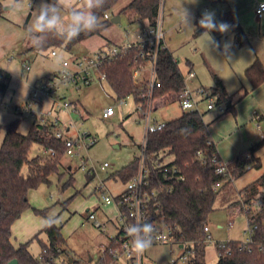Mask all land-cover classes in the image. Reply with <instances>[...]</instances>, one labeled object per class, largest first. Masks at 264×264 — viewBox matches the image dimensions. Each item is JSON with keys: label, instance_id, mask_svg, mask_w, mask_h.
<instances>
[{"label": "rangeland", "instance_id": "obj_1", "mask_svg": "<svg viewBox=\"0 0 264 264\" xmlns=\"http://www.w3.org/2000/svg\"><path fill=\"white\" fill-rule=\"evenodd\" d=\"M129 1L119 0L115 5L117 7L114 6L108 12L111 19L118 16L120 14L118 8L125 6ZM182 7L188 9L195 17L193 20L194 31L183 24ZM224 8V3L218 0H196L195 3H189L188 0H164L165 40L178 60L184 76L188 74L187 71L191 66L197 73L198 79L188 83L190 88L197 85H203L208 89L213 88L215 86L213 74H216L225 85L231 101L237 105L245 98V96L242 97L245 89L249 88L245 69L251 61H255L256 57L261 58L264 55V45L256 40L258 38L253 31L252 35L246 32L249 36V43L236 49L235 32L230 28L226 33L218 31L211 33L215 40L221 44V50L207 49L204 44L206 37H201L204 31L197 32V21L204 10L214 11L217 20L219 11ZM121 18L122 21L119 24L112 23L101 36H94L82 41L71 50L64 47H52L37 51L33 49L30 37H27L23 43L6 52L0 59V66L11 74V80L9 90L0 107V146L5 135L2 128L4 124L19 119L18 130L27 134L35 122L36 119L29 111L19 108L28 101L31 85L60 71L65 61L72 63L75 58L81 60L84 57H93V50L98 45L114 47L121 45L122 42H127L142 27L143 22L129 23L126 15L125 17L121 15ZM127 31L131 34L129 37L126 35ZM261 41L264 42V39L262 38ZM225 42L228 43V48L223 47ZM52 52H56V55H52ZM25 65L30 66L31 69L26 70ZM73 68L74 66L71 64L69 69ZM90 79V85H81L79 90L73 86H62L58 91L57 96L63 102L78 105L80 113L74 112L72 109L55 107L59 114H54V110L49 105L50 100L41 106H34L37 111L43 110L47 113L46 116L50 122L55 117H59L66 125L69 124V127L73 122V126L70 127L71 135L87 133L97 138V142L93 146L81 150L80 157H63L61 175H53L50 183L42 184L31 190L30 208L18 219L13 229L14 243L19 246L30 241V251L40 257L43 251L42 243H47V236L45 233H40L39 239L33 238L46 225L45 218L49 215L55 216L57 225L61 226L65 245L62 247L63 249L61 248L59 256L50 264H72L71 260L79 261L80 264H95L98 258L97 248L101 245L107 247L111 238L117 233L118 213L104 203L102 195L107 193L116 196L125 189V183L119 179L117 172L138 154L139 146L144 139L145 128L134 97L127 96L118 99L107 82L101 81L97 77L94 69L90 70ZM108 107L114 108L115 115L104 119L103 114ZM50 109L52 114H49ZM200 109L202 113H205L206 123H210V137H219V131L225 129L227 125L219 127L220 130L216 131L214 135L212 133L214 130L211 129L228 112L215 120L218 116L215 110L207 111L204 104L200 106ZM182 113L178 102L164 104L162 99L156 101L154 114L160 122L176 119ZM259 124L264 127V120L261 119ZM254 126H256V122ZM263 147L264 145L254 150L255 158L264 155ZM42 153L43 149L35 144L31 148L30 155L34 157ZM82 158L88 160V168L95 167L98 173L90 176L82 170ZM255 161V159L251 160L253 166L251 169H246L233 181L219 188L215 204L216 210L208 219L209 233L212 235L213 241L206 245L207 264H217L218 262L219 254L216 242L245 239L243 231L248 225L245 213L239 211L241 203L237 202L239 191L264 173V164L257 168ZM165 162H172V157H166ZM104 163H108L109 167L100 170L99 166ZM68 166L72 167L73 184L62 189L63 184L70 178V171L67 172ZM23 172H27V166H24ZM99 187L102 189H98ZM35 210L45 211L43 214L37 213ZM91 213L98 221L108 223V225L106 224L104 228L95 226L94 221L89 218ZM234 214L235 223L230 227L228 220ZM104 218L106 222L103 221ZM177 253V246L172 243L153 244L149 250L144 252V264H170L171 259L175 258ZM92 258L94 262L90 261ZM177 264L188 263L178 261Z\"/></svg>", "mask_w": 264, "mask_h": 264}, {"label": "trees", "instance_id": "obj_2", "mask_svg": "<svg viewBox=\"0 0 264 264\" xmlns=\"http://www.w3.org/2000/svg\"><path fill=\"white\" fill-rule=\"evenodd\" d=\"M4 0H0V18L5 12ZM119 0H105L102 8L96 10L99 17V26L91 31L81 33L77 38L68 41L49 36L42 48L33 47L42 51L52 47H64L71 50L74 46L94 36H101L112 24L104 19ZM160 0H131L120 11L119 16L126 15L130 23L146 22L152 25L157 17ZM217 21H223L231 26L235 32V48H241L249 43V36L240 25L237 17L231 10L219 14ZM203 30H201L202 32ZM138 50L130 49L111 61L105 62L100 70L107 77V84L118 99L133 96L136 104L141 101L142 85L134 82L132 69L136 62ZM158 77L161 82L156 91V98L162 99L165 104L178 102V95L184 89L185 76L174 54L164 48L159 55ZM215 86L210 88L217 97L218 103L225 104L226 110L215 118L219 119L227 112L233 111L236 103L231 102V97L221 79L213 74ZM245 77L250 85L246 88L242 97L248 95L264 83V65L260 59H256L245 70ZM11 74L0 66V107L9 90ZM205 113L199 111H183L176 119L165 122V126L148 139L147 153L152 166L165 158L172 157V164L181 170L185 180L174 184L168 194L161 197L162 209L174 228L173 237L182 245L189 246L188 264H207L205 259L206 232L209 216L216 210L215 204L220 190H214L218 183L225 186L246 170L248 161L243 155H238L231 164V178L218 175L215 166L210 162L203 163L198 157L200 151L216 152V146L210 141L209 126L204 119ZM19 119L10 121L2 126L5 135L0 146V264H8L17 259L19 264H50L54 262L61 248L65 245V239L61 233V226L56 221L48 225L35 235L33 239H39L40 233H45L47 243H42L43 251L40 257L30 251V241L16 247L12 239V226L21 218L23 213L30 208L29 192L42 184L51 182L53 175L60 174L62 159L66 156L64 143L55 136V125L40 124L34 122L27 134L18 130ZM210 142V143H209ZM39 145L47 153L31 157L33 145ZM264 145V138L254 144L250 149L252 160L255 159V167L260 168L259 159L255 158L254 150ZM53 153V154H52ZM27 166V172H23ZM137 160L122 167L117 176L125 184L135 174ZM62 189L73 184V176ZM61 175V174H60ZM264 188V173L242 190L237 203L248 204ZM66 204V202H65ZM43 213L45 210H35ZM259 223L255 234V244L251 252L240 248V241L232 240L225 247L217 244V250L222 252L217 264H264V251H260L258 245H264V223L262 217H257ZM116 239V238H115ZM112 239L109 248L117 246ZM63 249V248H62ZM113 259L106 255L98 259L96 264H112Z\"/></svg>", "mask_w": 264, "mask_h": 264}, {"label": "built area", "instance_id": "obj_3", "mask_svg": "<svg viewBox=\"0 0 264 264\" xmlns=\"http://www.w3.org/2000/svg\"><path fill=\"white\" fill-rule=\"evenodd\" d=\"M262 3H259L255 9L258 18H262L264 14H260L258 9ZM104 19L110 20L111 16L106 13ZM127 37L131 34L127 31ZM166 48L165 46V31H164V0H160V7L152 25L146 24L140 27L133 38L127 42L114 47H105L94 54L93 57H84L83 59L75 58L72 63L65 61L62 64V69L54 75L47 77L30 86L28 101H26L20 109H26L36 119L35 122L40 124L55 125V136L61 140L66 148V156L80 157L81 150L93 146L97 142V138L91 134L77 133L74 137H66L65 132L59 126L61 120L55 117L53 121H49L43 110L37 111L34 106H41L44 102L50 100L53 107H61L72 109L78 112V108L74 103L63 102L59 98L58 91L62 86H73L77 90L81 85L88 86L91 83L90 70L96 71L97 77L101 81H106V75L101 72L100 67L107 61H111L130 49L138 50L136 62L132 69V78L134 82L142 85L141 101L137 104L142 123L145 128L143 142L139 146L138 154L135 157L137 160V169L131 179L125 184V189L116 196H111L107 193L103 194V201L106 205H114L117 208V234L111 238L115 239L117 246L114 248L101 247L99 249V259H103L109 255L113 262L119 264L121 260L126 264H144V253L137 254L132 250V238L126 231V227L136 222H150L154 225L156 231L153 233V244L172 243L177 246V256L171 259L170 264H177L178 261L188 263L189 261V246L186 244H178L174 237V228L168 221L161 204L163 194H168L172 191L173 186L180 180H185L184 175L178 166L165 161L158 162L152 166L149 162L147 153L148 139L150 134L161 130L165 126V122H160L156 118L154 112L156 110L155 96L156 91L161 86L158 77V60L160 52ZM56 55V52H52ZM73 65L72 70L69 69ZM26 70L30 67L25 65ZM190 77L195 74L191 72ZM178 95V104L182 111H199L200 106L205 105L207 111H217L223 114L226 110V105L218 103L217 97L208 88L200 86L192 89L187 84ZM165 104V103H164ZM18 110V108H16ZM52 110L49 114H52ZM115 115L114 108L108 107L104 114V119H109ZM260 116L255 113V120H259ZM73 123V122H72ZM70 124L72 127L73 124ZM259 126V124H258ZM210 143V142H209ZM43 153H47L43 151ZM53 154V153H52ZM198 157L201 162H210L215 166V172L218 175L231 178V170L229 165L221 159L218 152L200 151ZM244 158L248 161L246 169H251L252 155L250 152L244 154ZM88 160L81 159V168L90 176L98 173V170L93 167L88 168ZM109 167L108 163L99 166L100 170H105ZM103 187V186H102ZM99 187L98 189H102ZM221 184L214 186V190H219ZM239 211H243L246 216L248 227L243 231L245 239L240 241V248L251 252L255 244V234L258 230L259 223L257 217H262L264 223V188H261L259 193L248 203H241ZM89 218L94 221L95 226L104 228L106 225L100 223L95 215L91 213ZM229 226H234L235 214L231 215L228 220ZM206 239L205 243L213 241L209 233V227H205ZM230 241H218L220 246H227ZM182 246V247H180ZM260 251H264V245H258ZM218 251V250H217ZM173 253V252H172ZM219 256L222 252L218 251Z\"/></svg>", "mask_w": 264, "mask_h": 264}, {"label": "crops", "instance_id": "obj_4", "mask_svg": "<svg viewBox=\"0 0 264 264\" xmlns=\"http://www.w3.org/2000/svg\"><path fill=\"white\" fill-rule=\"evenodd\" d=\"M130 1L128 3H130ZM218 1H222V3H224V5H225V8L219 11L218 16L220 13H222L224 11L231 10L234 13V15L237 17L240 25L245 30V32L251 34L253 31H255V35L257 36L256 38H258L256 40L264 45V42L261 41L262 38L264 39V15L262 18H258L256 15V12H255L257 5L259 3H264V0H218ZM40 2H41V0H4L3 1L4 6H11L10 7L11 10L10 11L5 10L3 17L0 18V59L6 54V52L11 50L15 46L23 43L27 39V37H29V35L25 29V25L31 20V11L34 10L35 7ZM125 6H123V7H125ZM115 7H117V6H115ZM123 7L118 8V9H120V11H121V9ZM124 17H125V15H124ZM121 21H122V18H121ZM136 23H138V22H136ZM146 24H147L146 22H143V24H141V26H145ZM256 25H257V28H256ZM201 30L204 31V29H202L198 26L197 32L201 33ZM123 43H125V42H122L121 44H123ZM165 46H166V48L169 49L168 45L166 44V40H165ZM105 47H106V45H104V44L98 45L97 48H95L93 50L94 54L97 53L98 51H100L101 49L105 48ZM107 47H109V46H107ZM257 58L260 59L264 65V55L261 56V58L256 57V59ZM256 59H254V60H256ZM253 62L254 61H251L250 65ZM250 65H248V66H250ZM30 69H31V67H30ZM191 72H193L195 74L194 77L189 76V74ZM187 73L188 74L185 75V78L187 80V84L193 80L198 79V75L193 70L192 66L189 68ZM200 86H203V85H197V86L193 87L192 89H196ZM203 87H205V86H203ZM248 87H250L249 83H248ZM205 88H207V87H205ZM230 102H232V101H230ZM49 105H50V107L54 106L52 101L51 102L49 101ZM76 106L78 108V112L80 113L78 105H76ZM234 108L235 109L233 111L228 112L226 115L224 114L225 116L222 118V120L219 123H217L215 125V127H213V129H211V130H214L212 132L214 135V134H216V131L220 130L219 127H222V125L226 124L227 126H225V129H222V131H219L220 132L219 137L218 136L210 137V141L215 144L216 151L218 152L219 156L221 157V159L223 161H225L229 165V167H231V164L234 162L235 158L238 155L244 156L245 153L250 152L249 149L254 144L259 143L264 138V127H262L259 124V121L261 119L264 120V83L262 85H260L258 88H256L254 91H252L251 93L246 95L245 98L241 102H239L237 105H235ZM53 110H54V114H59V113H57L55 107L53 108ZM255 113H258L260 116L258 121L255 120ZM217 114H218V116L220 115L218 112H217ZM255 122H256V126H254ZM258 124H259V126H258ZM59 127L61 129H63L66 137H74L75 136V135L73 136L70 134V132H71L70 127L71 126L69 127V124L66 125V123L61 121V125ZM209 133H210V127H209ZM214 138H216V139H214ZM135 157H136V155L134 156L132 161L135 160ZM258 159H259V163H260V167H261L262 164H264V155H262V157L259 156ZM132 161H130V162H132ZM67 169L72 170V167L68 166ZM30 192H29V196H30ZM238 194H239V192H238ZM108 206H111L113 208L114 212L117 211V208L114 205H108ZM114 212H112V213H114ZM108 214H110V213H108ZM108 214H107V216H108ZM105 220L106 219L104 218L103 221L106 222ZM17 221L12 226V236H13V229H14ZM99 222L101 223V221H99ZM102 224L108 225V223H102ZM13 244L16 247H18V245H16L14 243V241H13ZM101 247H105V246L101 245L97 248L98 258L96 259L95 264L98 262L99 249ZM90 261L94 262V259L92 258ZM70 263L80 264L79 261H75V260H71ZM119 264H126V262L121 260L119 262Z\"/></svg>", "mask_w": 264, "mask_h": 264}, {"label": "clouds", "instance_id": "obj_5", "mask_svg": "<svg viewBox=\"0 0 264 264\" xmlns=\"http://www.w3.org/2000/svg\"><path fill=\"white\" fill-rule=\"evenodd\" d=\"M195 3L196 0H188ZM105 0H41V2L31 11V20L25 25V29L30 37L31 43L36 48L45 46L49 36L71 41L81 33L95 30L100 20L96 10L102 8ZM183 24L193 31L194 15L182 7ZM260 14H264V3L258 9ZM198 26L204 29L201 37H206L204 44L207 49L221 50V44L211 35L213 31L226 33L231 26L223 21H217L215 12L204 10L198 20ZM224 48L229 45L225 42ZM56 217L49 215L45 218V223L51 225ZM126 231L132 238V250L137 254H143L149 250L154 242L153 233L156 231L150 222H136L126 227Z\"/></svg>", "mask_w": 264, "mask_h": 264}, {"label": "water", "instance_id": "obj_6", "mask_svg": "<svg viewBox=\"0 0 264 264\" xmlns=\"http://www.w3.org/2000/svg\"><path fill=\"white\" fill-rule=\"evenodd\" d=\"M10 9V7H5V10H8ZM121 22V17L118 15V16H114L112 19H111V23L113 24H119ZM231 104V102L229 101L228 102V105L227 107ZM127 117V116H126ZM182 247V246H180ZM8 264H19L18 260L17 259H14L12 261H10Z\"/></svg>", "mask_w": 264, "mask_h": 264}]
</instances>
